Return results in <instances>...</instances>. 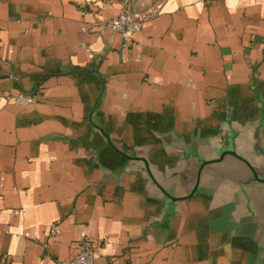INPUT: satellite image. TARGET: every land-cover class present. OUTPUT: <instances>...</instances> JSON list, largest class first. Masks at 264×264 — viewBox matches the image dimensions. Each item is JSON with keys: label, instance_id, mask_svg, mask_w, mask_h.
Segmentation results:
<instances>
[{"label": "crops", "instance_id": "crops-1", "mask_svg": "<svg viewBox=\"0 0 264 264\" xmlns=\"http://www.w3.org/2000/svg\"><path fill=\"white\" fill-rule=\"evenodd\" d=\"M123 2L0 0V264H264L241 165L165 196L264 142V0H131L161 14L127 45Z\"/></svg>", "mask_w": 264, "mask_h": 264}, {"label": "water", "instance_id": "water-1", "mask_svg": "<svg viewBox=\"0 0 264 264\" xmlns=\"http://www.w3.org/2000/svg\"><path fill=\"white\" fill-rule=\"evenodd\" d=\"M262 124L257 126L254 137L251 139L250 154H244L241 151V143L237 141V135L234 134L230 139V145L228 149L217 152L214 158H206L200 161V167L197 171L196 183L190 193L183 197H174L165 193V196L169 198L173 203L189 200L196 195L200 190L202 177L205 171L212 166L221 165L233 161L243 167L245 174V180L240 181L241 185L252 186H264V142L259 135V130ZM254 158L259 162L254 163ZM263 213V211H262Z\"/></svg>", "mask_w": 264, "mask_h": 264}, {"label": "built area", "instance_id": "built-area-1", "mask_svg": "<svg viewBox=\"0 0 264 264\" xmlns=\"http://www.w3.org/2000/svg\"><path fill=\"white\" fill-rule=\"evenodd\" d=\"M91 5V2L81 5L82 13H86ZM160 14L161 10L156 7L142 12L136 11L131 0H124L120 14L116 18L110 19L106 27L114 33H119L127 45L133 36L142 31L146 22L158 17ZM33 102L34 99H27V103L32 104ZM51 234H55V229H52ZM59 264H98L94 245L90 242H82L78 246L77 255L72 260L62 261Z\"/></svg>", "mask_w": 264, "mask_h": 264}]
</instances>
